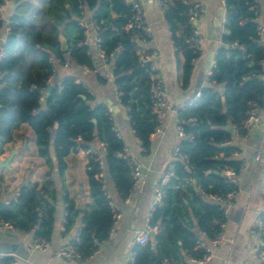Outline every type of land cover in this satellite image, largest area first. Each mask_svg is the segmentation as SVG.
I'll return each mask as SVG.
<instances>
[{"label":"trees","instance_id":"16d2710c","mask_svg":"<svg viewBox=\"0 0 264 264\" xmlns=\"http://www.w3.org/2000/svg\"><path fill=\"white\" fill-rule=\"evenodd\" d=\"M34 1L39 3V8L27 3L25 9L10 17L1 45L0 155L3 146L12 140V131L27 124L34 132L38 157L44 159L51 171L52 153L56 176L61 180L66 169L65 158L70 153L78 149L86 151L103 143L108 152L103 160L104 173L116 196L124 201L132 190V181L127 161L117 155L123 151L124 144L112 130L107 108L101 104L92 106L93 97L71 77L53 79V88L48 95L46 90L52 74L48 59L60 58L63 54L58 40L60 32L72 64L93 66L88 48L81 45L83 30L77 22L81 18L80 8H84L93 14L92 19L100 28L99 48L110 57L120 105L127 110L136 138L146 150L149 148V137L159 122L150 100V65L142 66L135 50L137 43L131 32L124 29L130 14L129 6L124 0ZM160 1L167 6L165 20L176 52L184 57L183 81L187 84L193 62L199 55V51L186 43L195 30L188 18L191 0H175L173 4L169 0ZM222 1L227 34L222 37V47L208 76L209 86L201 90L194 104L177 111V120L183 129L177 147L187 161L176 159L173 164L175 178L163 187L164 197L150 220L151 228H156L154 243L134 247L136 264H163L164 258L175 260L179 251L190 258H201L203 253L197 249L196 241L201 234L207 239L212 238L219 232L216 222L225 221L217 205L205 195H223L233 189L225 183L224 176L226 171L237 173L240 167L232 158L237 149L228 144L233 129L237 128L244 135L241 122L249 103H255L259 109L263 107L264 84L259 75L264 43L257 36V29L262 27L257 23L259 5L256 0ZM3 28L4 21L0 19V31ZM211 85L222 86V96ZM42 100L54 114L53 120L40 111ZM191 118L196 120L195 124L187 123ZM229 126L231 129L227 130ZM97 174L98 166L93 157L88 156L86 176L92 202L83 210L76 208L66 195L63 198L64 231L79 230V241L74 246L83 258L96 251L108 238L112 223L108 206L111 199L96 178ZM47 175L50 178L45 184L52 186L51 173ZM187 179L193 180L199 188L197 193L192 192V199L179 185ZM1 182L0 175V185ZM55 193L54 189L48 190L44 185L38 190L37 183L25 182L19 187L15 200L11 199L6 205L0 199V220L10 223L18 232L50 241L55 222ZM259 218L263 242L260 250L264 252V213ZM195 228L198 234H195ZM0 264L17 263L13 256H0Z\"/></svg>","mask_w":264,"mask_h":264},{"label":"crops","instance_id":"0c3cea01","mask_svg":"<svg viewBox=\"0 0 264 264\" xmlns=\"http://www.w3.org/2000/svg\"><path fill=\"white\" fill-rule=\"evenodd\" d=\"M4 1V28L0 31V53L6 36L5 27L10 17L17 11L25 9L27 3L36 8L40 6L34 0ZM137 1L143 6L146 24L153 36V49L157 52L156 57L152 59V64L164 80L165 89L175 113H167L162 118L158 128L150 135L149 148L146 150L134 135L127 110L120 105L113 79L108 75L110 65L107 67L102 65L98 47L92 42L88 47V55L92 60V69L97 73H88L83 66L71 64L70 68L72 66L74 68L73 77L93 97L92 106L101 104L111 108L113 126L120 133L124 149L131 160L141 169V177L128 197L122 201L116 196L109 177L104 173L105 191L119 214L113 233L98 245L97 253L91 259L76 261L57 257L58 250L70 243L78 233L77 229H72L68 233L61 230L65 217L64 196L73 201L76 208L84 209L92 202L86 176L87 156L81 149L70 153L65 158L66 169L63 178L59 180L56 176V161L53 154H50L52 163L50 171L44 159L37 155L34 132L27 124L18 126L12 131V140L3 146V153L0 155V162L5 161L11 153L13 155L9 161V169H0L2 178L0 199L5 202L18 196V189L25 182L37 183L38 190L44 185L48 190L54 189L56 193L55 222L49 249L44 253L34 250L31 247L33 238L31 233L12 232L18 236V243L24 246L28 254L26 261L14 257L17 264H127L133 241L144 231L146 219L151 212L155 186L162 174L173 168L176 159L172 151L181 139L177 130L179 125L177 111L194 104L201 90L209 86L208 76L214 67L215 56L222 47V37L227 34L224 4L222 0H197L204 9V13L196 22L197 25H193L199 38V55L193 62L187 84H184V57L181 53H177L174 47L172 33L165 20L167 6H162L160 0ZM174 1L169 0V3L173 4ZM256 2L260 9L257 23L264 28V0H256ZM59 35L63 37L61 32ZM54 79L56 81L60 79L59 72ZM261 80L264 84V76ZM52 82L50 85L53 86ZM213 89L222 96V86L215 85ZM230 145L237 149L232 158L240 164L238 172H232L237 192L222 231L223 244L214 250L213 258L207 264H263L258 258L260 251L258 246L262 240L260 234H252V229L256 227L257 219L264 213L262 193L264 101L258 123L244 136L234 138ZM48 172L51 173L52 186L45 184L50 178L47 175ZM179 185L189 199H192V192L199 191L198 186L191 179L184 180ZM192 221L194 222L193 219ZM195 230L198 229L195 228ZM5 233L0 232V243L11 241L4 236ZM199 239L204 242L208 240L202 234ZM175 255L177 257L175 260L172 257L164 258L163 264H191L190 257L185 252L179 251Z\"/></svg>","mask_w":264,"mask_h":264},{"label":"built area","instance_id":"2783aa9c","mask_svg":"<svg viewBox=\"0 0 264 264\" xmlns=\"http://www.w3.org/2000/svg\"><path fill=\"white\" fill-rule=\"evenodd\" d=\"M126 4L129 6L130 14L127 18V22L125 24V31L131 32L133 40L137 43L135 50L136 54L139 57V61L141 62L142 66L149 63V69H148V76H149V92H150V100L151 105L154 113L158 116V122L159 125L161 123L162 118L167 113H175L173 108L171 107V102L169 100V97L167 95L164 80L162 77L157 73L156 68L152 64V59L156 57L157 52L155 49H153V36L151 29L147 26L144 14H143V6L141 3H139L137 0H124ZM160 4L164 6L165 4L160 1ZM5 5V1L1 0L0 2V19L4 21L3 19V7ZM204 13V9L202 5L197 0H192L191 7L188 11V18L190 23L193 25L196 23L199 18ZM80 16L81 18L77 21L79 27L83 30V41L81 43L82 46H86L87 48L90 46V44L95 43V45L98 47L99 50V57L100 61L103 66L107 67L110 65L108 75L110 78L113 79V66L110 61V57L105 55L99 48L100 46V39L98 37V33L100 31L99 26L93 21V14L86 11L84 8H80ZM88 18H87V17ZM257 36L259 40L264 43V28L259 27L257 29ZM199 38L196 30L193 31L192 35L187 39L186 43H188L195 51H199L198 46ZM88 54V52H87ZM2 57V54L0 53V58ZM48 62L52 66V74L48 79L49 85L53 81V79L58 75V72L60 69H68L70 68L72 62L69 52L65 51L61 55L60 58H49ZM85 70L88 73L96 74L97 71L93 70L92 68L85 67ZM264 76V60L260 62V75L259 78H262ZM76 83H78L76 81ZM80 84V83H79ZM249 109L245 115L244 120L241 122V130L244 131V135L246 132L255 126L259 121V113L260 109L255 103H249L248 104ZM107 113L111 115V108H107ZM189 124H195L196 120L194 118H191L187 121ZM158 125V126H159ZM158 128V127H157ZM113 132L115 133V136L118 139H121V135L118 132V130L113 126L112 127ZM156 130V128H155ZM178 133L180 137H183V129L181 125H178L177 127ZM241 135L239 130L237 128L233 129L232 136L230 139V144L232 140L236 137L244 136ZM86 156H92L94 159V162L98 166V174L96 175V178L100 180L103 184V189H105L104 184V158L107 156L108 152L106 149L105 144L98 143L95 147H91L88 150L85 151ZM172 154L175 159L186 163L187 159L184 155L180 154L178 147L176 146ZM120 158L127 161L129 171H130V178L132 181V188L134 185L138 182V180L141 177V169L134 164V162L131 160L128 152L126 149H123L121 153L117 154ZM257 156V155H256ZM225 176V183L232 186L233 189L227 192L223 195H205V198L214 204L217 205L218 210L222 213L225 220L228 216L229 209L234 205L235 197H236V181L233 177V173L231 171H226L224 173ZM175 178L173 173V168L170 170L165 171L162 174L161 179L155 186L154 190V201L152 204L151 212L146 219L144 231L139 234L135 240L133 241V248L128 255L127 258V264H136L135 262V253H134V247L136 246H145L150 242V238L148 236V233L152 230L150 226V220L152 218V212L155 209L156 206H158L164 197V191L163 187L166 186L167 182L171 179ZM262 193L264 194V187L262 188ZM17 197V196H16ZM16 197L12 198V200H15ZM10 200L5 201L4 203L7 205L9 204ZM108 206L112 213V223L108 232V236H110L113 233V230L115 228V225L119 219V214L116 212L113 203L111 201L108 202ZM65 218L62 222L61 230L64 231L65 226ZM219 232L215 234L212 238H209L207 242H204L201 239H198L196 241V247L199 249L203 255L199 259L190 258L191 264H207L210 263L213 255L214 250L223 244V235L222 231L225 227V221L224 222H216ZM261 230V220L260 218L256 221V227L252 229V234H259V231ZM79 231V230H78ZM0 232H17V230L7 222H3L0 220ZM79 241L78 239V233L76 236L72 239L70 243H68L65 247L58 250L56 253L57 257L65 258L69 260H76V261H82V260H88L94 257V255L97 253V251H94L89 256L83 258L76 250L74 244H77ZM31 247L34 250H37L39 252H46L49 249V241L41 238H32V244ZM260 249L263 247V242H259ZM258 258L262 263H264V252L259 251L258 252Z\"/></svg>","mask_w":264,"mask_h":264},{"label":"water","instance_id":"95a60500","mask_svg":"<svg viewBox=\"0 0 264 264\" xmlns=\"http://www.w3.org/2000/svg\"><path fill=\"white\" fill-rule=\"evenodd\" d=\"M83 1V0H80ZM68 9V7H67ZM193 25H197V23H194ZM58 40L60 43V51L61 52H65L67 45H66V41L62 36H58ZM53 86L49 85L47 90H46V95H48L50 93V91L52 90ZM82 98L84 99V97L82 96ZM221 101H224L223 98H221ZM46 103L44 100L41 101V109L40 111H43L48 117L49 119L53 120L55 118L54 114L52 112H50L47 108H46ZM92 123H95L94 120H92ZM231 127L229 126L227 128V130H230ZM12 153L10 154V156L3 162H0V169H9V161L12 158ZM187 171H189V168L186 167L185 168ZM211 173V172H208ZM214 174H217V172H213ZM82 207H79V210H82ZM155 233H156V228L152 229L149 233L148 236L150 238V242L154 243L155 240ZM195 234H198V230H195ZM6 238H8L9 242L6 243H0V256H13L15 258H19L21 260L26 261L28 258V254L24 249V246L22 244L18 243V236L11 233V232H6L4 235ZM65 259V258H63Z\"/></svg>","mask_w":264,"mask_h":264},{"label":"rangeland","instance_id":"374dc122","mask_svg":"<svg viewBox=\"0 0 264 264\" xmlns=\"http://www.w3.org/2000/svg\"><path fill=\"white\" fill-rule=\"evenodd\" d=\"M73 66L71 68H68L67 70L66 69H60L59 70V77L62 79V78H65V77H71V78H74L73 77Z\"/></svg>","mask_w":264,"mask_h":264}]
</instances>
